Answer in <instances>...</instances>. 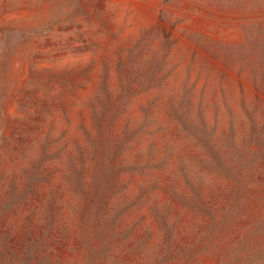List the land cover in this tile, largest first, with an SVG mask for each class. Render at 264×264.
I'll return each instance as SVG.
<instances>
[{"label":"rangeland","instance_id":"obj_1","mask_svg":"<svg viewBox=\"0 0 264 264\" xmlns=\"http://www.w3.org/2000/svg\"><path fill=\"white\" fill-rule=\"evenodd\" d=\"M0 264H264V0H0Z\"/></svg>","mask_w":264,"mask_h":264}]
</instances>
